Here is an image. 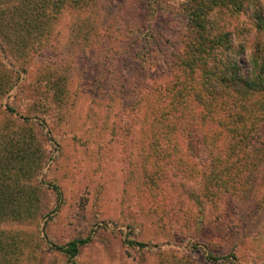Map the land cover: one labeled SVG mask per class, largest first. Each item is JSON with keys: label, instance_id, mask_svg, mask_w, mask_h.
<instances>
[{"label": "rangeland", "instance_id": "1", "mask_svg": "<svg viewBox=\"0 0 264 264\" xmlns=\"http://www.w3.org/2000/svg\"><path fill=\"white\" fill-rule=\"evenodd\" d=\"M246 2L210 15L243 71L264 49L255 29L264 0ZM146 12L144 0H67L40 41L32 35L12 51L0 43V76L13 84L0 99V153L23 130L39 160L30 174L21 175L20 163L6 183L0 175L11 194L0 231L14 245L0 264H264V156L249 159L246 187L216 200L207 193L208 159H156L148 145L143 115L168 77L185 21L174 9L160 12L146 69L130 40ZM32 190L34 203L16 194ZM17 206L31 215L13 219ZM86 238L71 261L54 249Z\"/></svg>", "mask_w": 264, "mask_h": 264}, {"label": "trees", "instance_id": "2", "mask_svg": "<svg viewBox=\"0 0 264 264\" xmlns=\"http://www.w3.org/2000/svg\"><path fill=\"white\" fill-rule=\"evenodd\" d=\"M0 0V13H10L3 20L0 15V43L11 49L21 42L37 40L55 13L67 0ZM82 4L88 0H69ZM145 25L134 41V56L146 69L155 44L153 23L161 13L181 12L185 26L180 37V48L171 63L167 79L153 87L150 103L144 112L143 123L148 131V145L156 159H208L207 193L218 200L225 193L242 190L251 181L246 175L249 159L264 156V49L251 53L244 69L235 58L229 45L228 34L210 20L212 13L220 10L239 12L249 4L246 0H144ZM251 0V6H254ZM35 2V4H33ZM254 9V8H253ZM32 12H34L32 14ZM14 15V16H12ZM32 15V16H31ZM255 29L264 34V21L256 16ZM3 69L0 68V73ZM151 81V79L149 80ZM13 84L0 76V99L7 95ZM7 109H12L7 106ZM22 130V129H20ZM23 131V130H22ZM21 131V135H22ZM182 134L183 141L178 137ZM16 135L12 149L0 153V175L8 181L11 170L31 173L39 167V160L31 156L33 134L26 138ZM151 141H154L150 143ZM25 142V144H24ZM11 148V146H9ZM17 149H14L16 148ZM23 162L26 163L23 167ZM30 163V164H28ZM15 165H17L15 167ZM251 166V162H250ZM33 168V169H31ZM0 219L10 202L7 186H0ZM35 191L21 195L26 204L34 203ZM13 219L31 213L28 208L14 207ZM88 243V238L72 240L54 249L72 260L78 249ZM128 245L143 248L145 245L128 241ZM13 242L0 231V261L13 255ZM211 260H215L212 258Z\"/></svg>", "mask_w": 264, "mask_h": 264}]
</instances>
